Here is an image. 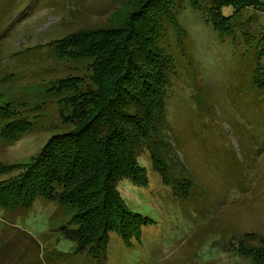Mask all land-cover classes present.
Listing matches in <instances>:
<instances>
[{"label":"rangeland","instance_id":"1","mask_svg":"<svg viewBox=\"0 0 264 264\" xmlns=\"http://www.w3.org/2000/svg\"><path fill=\"white\" fill-rule=\"evenodd\" d=\"M143 1L0 0V104L32 122L18 140L0 138L1 166L30 161L63 128L61 99L75 89L58 92L60 78L91 86L90 60L59 57L53 41L117 26ZM172 15L180 29L165 18L158 44L176 64L166 135L173 167L186 164L196 178L191 196L175 198L144 149L148 184L118 185L125 204L150 218L139 239L111 232L104 259L78 252L59 230L73 208L38 198L29 210L0 207V264H258L238 248L264 242V58L256 53L264 10L242 9L234 37H221L187 0ZM6 170L0 181L18 173Z\"/></svg>","mask_w":264,"mask_h":264},{"label":"trees","instance_id":"2","mask_svg":"<svg viewBox=\"0 0 264 264\" xmlns=\"http://www.w3.org/2000/svg\"><path fill=\"white\" fill-rule=\"evenodd\" d=\"M179 1L144 0L117 26L82 29L53 41L59 57L90 60L91 86L81 91L76 89L77 77L58 80V92L75 89L61 99L63 128L53 132L30 161L0 165L1 174L6 168L18 170L12 179L0 181L1 208L29 210L38 198L70 206L74 212L60 232L76 242L78 252L104 259L111 232L130 243L141 237L143 226L150 222L125 204L118 189L122 181L148 184L146 167L139 160L144 149L174 197L191 196L196 178L186 164L185 170L173 167L177 154L166 135L176 64L158 46L165 18L179 28L172 15ZM187 1L221 37H234L242 9L264 10V0ZM225 7L232 11L225 13ZM258 48L260 62L264 35ZM31 127V120L21 112L0 104L3 141L18 140ZM238 251L264 264V242H241Z\"/></svg>","mask_w":264,"mask_h":264}]
</instances>
